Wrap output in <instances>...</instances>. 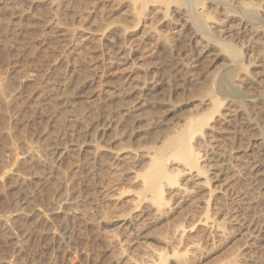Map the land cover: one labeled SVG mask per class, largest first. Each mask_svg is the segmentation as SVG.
Here are the masks:
<instances>
[{"label": "rangeland", "instance_id": "rangeland-1", "mask_svg": "<svg viewBox=\"0 0 264 264\" xmlns=\"http://www.w3.org/2000/svg\"><path fill=\"white\" fill-rule=\"evenodd\" d=\"M178 1L0 0V264H157L165 244L177 264H264V100L215 82L263 79L264 0H199L218 43ZM210 96L244 107L193 139L212 179L180 173L156 211L146 153Z\"/></svg>", "mask_w": 264, "mask_h": 264}, {"label": "bare ground", "instance_id": "bare-ground-1", "mask_svg": "<svg viewBox=\"0 0 264 264\" xmlns=\"http://www.w3.org/2000/svg\"><path fill=\"white\" fill-rule=\"evenodd\" d=\"M213 1L225 3L224 0ZM178 3L180 6H184L186 8L184 14L191 22L189 24V29L193 31V33L201 40L204 39L209 42H217L215 36L212 35L211 27L208 22L210 18L204 13L198 12L196 9L199 5V0H179ZM240 6L243 9V18L245 20L251 23L258 22L259 12L255 6L248 3H240ZM219 45L233 59L231 63L240 59V53L235 47L227 44ZM263 81L264 77L263 79L252 78L248 75L241 77L232 69L225 71L215 80L223 91L230 93L233 92L238 97H245L246 102L251 105L264 100V88L262 86ZM248 87L253 89L250 94H246V88ZM201 107L204 109L207 108L208 111L191 119L185 129L166 138L159 147H154L152 148V151L146 153L149 165L141 177L143 181V192L147 193L148 197H143L146 201L150 202L151 207L156 208V211H159V208L162 206L167 205L168 200L164 198V193H166L165 187L172 188V186L178 185L177 177L180 173L185 171H188L189 173L195 172L197 177L204 179L203 182L205 185H209L212 178L207 176V168L211 166L201 165L200 159L203 157L206 158V156L203 154L200 155L201 150L193 139L196 134H200L202 136L205 135L210 126H208L206 130H204V127L207 126L208 121L211 120L215 114L218 113L217 116L221 119L223 118L227 122H230L232 117L235 116V113H239L240 111L242 112V108L244 110L243 106L232 110L231 105L227 103L223 107V103L221 104V102L213 96H210L207 100L202 101ZM221 107L224 108V112H220L219 115V109ZM168 163L179 165L182 169H176V172L169 171L167 168ZM208 192L210 200L213 189H209ZM209 209L210 206L207 201L202 209V211H204V217L198 220V223L203 227H206L209 224L212 226L213 224L212 219L209 217ZM125 224L126 221L123 225ZM156 257L157 264H177L176 261L179 259V256L170 249L168 244H165L163 248L157 250Z\"/></svg>", "mask_w": 264, "mask_h": 264}]
</instances>
